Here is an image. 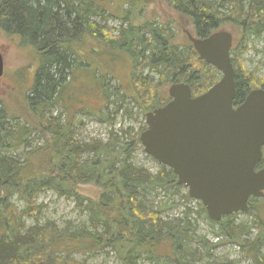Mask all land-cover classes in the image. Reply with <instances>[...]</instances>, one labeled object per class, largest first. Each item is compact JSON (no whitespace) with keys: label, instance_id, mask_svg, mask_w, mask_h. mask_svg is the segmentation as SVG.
I'll use <instances>...</instances> for the list:
<instances>
[{"label":"trees","instance_id":"16d2710c","mask_svg":"<svg viewBox=\"0 0 264 264\" xmlns=\"http://www.w3.org/2000/svg\"><path fill=\"white\" fill-rule=\"evenodd\" d=\"M146 1L0 0V28L38 52L33 83L24 103L38 125L30 126L0 107V264H85L71 255L105 249L113 251L120 264H138L142 258L189 264L184 259L190 241L186 218L163 221L159 217L161 208L153 211L146 205L148 191L180 187L172 171L159 165V170L152 174L135 166L130 160L131 152L139 139L123 145L110 141L82 143L74 139L73 125L66 122L62 125L59 117L45 115L65 91L64 76L72 74L71 70L79 63L86 64L79 45L93 41L97 46L90 49L93 52L104 49L111 61L121 53L130 57L133 81L140 85L141 98L147 104L157 101L150 109L168 101L158 91L161 83H188L192 96H197L219 80V71L202 61L189 41L186 45L179 42L173 23L147 20L115 31L92 21L94 16L105 20L113 3L121 5V13L126 17L124 5L136 10ZM166 1L199 38L224 30L228 23L242 29L247 38L259 36L264 30L261 0ZM239 44L237 53L234 46L230 51L236 73L234 106L250 90L258 86L264 89L263 81L253 85L250 73L245 79L241 77L237 60L245 48L243 42ZM94 73L98 95L121 97L120 86L112 90L108 86V73L100 70ZM149 89L155 92L149 94ZM37 130L46 131L50 137L41 146L33 147L29 138ZM10 152H21L23 160ZM81 184L99 187L98 199L78 193ZM47 190L73 198L87 213V222L61 228L34 225L25 229L23 218L33 215L38 209L37 197ZM14 196L25 204L23 210L18 211L14 205ZM263 200L264 197L248 200L254 225L233 226L232 214L218 221L220 231L216 232L243 248L252 264H264ZM184 215L187 216V211ZM253 227L257 234L249 240L246 237Z\"/></svg>","mask_w":264,"mask_h":264},{"label":"rangeland","instance_id":"374dc122","mask_svg":"<svg viewBox=\"0 0 264 264\" xmlns=\"http://www.w3.org/2000/svg\"><path fill=\"white\" fill-rule=\"evenodd\" d=\"M261 1L264 3V0ZM243 4L246 5L245 2ZM120 9V4L113 3L109 7V16L105 20L94 16L92 21L115 31L127 29L130 24L139 25L147 20L159 24L173 23L177 38L183 45L188 44L189 41L185 31L194 34L185 18L174 11L166 0H147L136 10L126 4L122 7L124 11H128L126 17H123ZM262 23L264 25V20ZM237 28L235 24L228 23L223 29L232 33L236 53L239 43L243 42L245 49L242 48V53L237 60L238 66L242 69L241 77L245 79L250 73L253 77V85L258 86L261 81L264 82V30L259 36L251 35L247 38L244 37L242 29ZM244 39H246L245 43ZM96 46L94 41L79 45L81 54L86 56V64L79 63L71 70L72 74L64 76L65 91L61 93L59 102L45 112V115L59 117L62 125L65 122L67 125H73V137L82 143L109 141L119 145L135 143L146 128V113L153 110L150 106L156 105L157 101L147 104L141 98L143 94H141L140 85L134 84L131 59L127 54L121 53L111 61L104 49L99 52L97 50L93 52L90 49ZM87 49L90 50L87 51ZM0 53L4 62V74L0 78V107H4L9 114L19 117L21 121L34 127L38 125L37 119L24 103L33 83L38 52L29 46L22 45L17 36L8 35L0 28ZM94 70L108 73V86L111 90L120 86L119 99L114 96L106 98L104 95H98L99 86L98 81L93 78V74L96 73ZM146 73L144 70V74ZM155 79L158 78L155 76ZM169 86L170 84L163 83L158 86V91H162V98L165 100L168 99ZM154 92L150 89L148 91L149 94ZM45 123L47 124V121ZM49 137L50 134L46 131L44 133L39 130L34 131L29 138L30 145L41 146ZM9 154H16L19 158L21 157V161L24 157L21 152ZM130 160L135 166L143 167L152 174L159 170V164L144 152L140 141L136 142ZM179 186L176 190L173 188L167 191L159 188L150 190L145 199L146 205L149 208L152 207L153 211L161 208L159 217L163 221L175 218H186L188 221L190 241L184 259L189 264H252V260L247 257L243 248L234 241L227 240L228 237L225 234H219V236L216 234L220 231L219 222L210 220L205 207L198 200L188 196L185 186ZM77 191L83 196L96 200L101 190L93 184H81ZM12 201L18 211L24 209L25 204L16 196ZM36 204L38 209L33 211V215L23 218L25 229L34 225L61 228L66 224L78 225L87 222V213L81 206H77L73 198L59 196L55 191L47 190L40 193ZM185 211H187L186 217ZM234 215L233 226L254 225L253 214L250 211ZM256 234L257 229L253 227L246 238L252 240ZM202 241L205 243L202 244ZM71 256L75 261H83L85 264H120L118 257L110 249L87 255L75 253ZM167 260L156 261L142 258L138 264H174L171 259Z\"/></svg>","mask_w":264,"mask_h":264},{"label":"water","instance_id":"95a60500","mask_svg":"<svg viewBox=\"0 0 264 264\" xmlns=\"http://www.w3.org/2000/svg\"><path fill=\"white\" fill-rule=\"evenodd\" d=\"M185 34L198 57L219 71L220 78L197 96L188 83L170 84L169 100L146 113L139 141L217 223L247 212L250 198L264 196V167L255 170L264 147V89L250 90L234 106L232 33L218 30L203 38ZM3 74L0 53V78Z\"/></svg>","mask_w":264,"mask_h":264},{"label":"flooded vegetation","instance_id":"af4514ba","mask_svg":"<svg viewBox=\"0 0 264 264\" xmlns=\"http://www.w3.org/2000/svg\"><path fill=\"white\" fill-rule=\"evenodd\" d=\"M233 36V35H232ZM233 44H234V41H232V47H233ZM264 167V147L262 148V158H261V160L258 162V164L256 165V168H255V170H259V169H261V168H263ZM264 197V196H263ZM262 197V198H263ZM262 198H260V199H262Z\"/></svg>","mask_w":264,"mask_h":264},{"label":"bare ground","instance_id":"6f19581e","mask_svg":"<svg viewBox=\"0 0 264 264\" xmlns=\"http://www.w3.org/2000/svg\"><path fill=\"white\" fill-rule=\"evenodd\" d=\"M75 62V61H74ZM69 70V69H68Z\"/></svg>","mask_w":264,"mask_h":264}]
</instances>
